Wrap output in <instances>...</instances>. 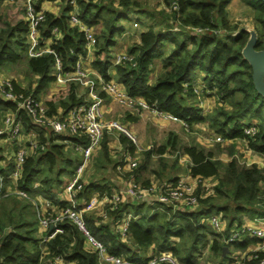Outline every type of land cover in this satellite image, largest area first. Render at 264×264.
Here are the masks:
<instances>
[{
    "label": "trees",
    "instance_id": "16d2710c",
    "mask_svg": "<svg viewBox=\"0 0 264 264\" xmlns=\"http://www.w3.org/2000/svg\"><path fill=\"white\" fill-rule=\"evenodd\" d=\"M43 1L37 0L36 8L40 9ZM58 1L60 8L57 14L44 10L45 19L39 28L40 38L51 36L53 26L58 28L59 37L53 36L50 45L60 56L62 69L71 70L77 56L85 53L82 31L68 22V13L73 9L83 24L92 29L95 27L97 52L91 65L103 78L110 79L109 49L116 43L115 36L123 31L119 21L137 10L138 3L135 0H120L117 4L110 0H74V8L71 0ZM162 1L166 6L172 2L177 4L164 22L168 32L158 31L151 26L142 31L139 41L127 48L128 58L113 65V79L121 83L129 95L142 97L149 105L172 113L190 124L206 121L224 139H243L255 153L264 154V97L255 90L251 68L241 55V48L249 33L242 30L233 35L239 24L230 25L226 18V5L230 0ZM242 1L254 10L255 19L263 29L262 36L254 29L257 33L255 48H263L264 3L261 0ZM174 24L179 25L178 32L188 39H179L171 31ZM194 27L200 31L193 30ZM27 30L24 16L13 24L5 23L0 29V69L26 54ZM165 45L171 46L168 53ZM157 58L161 60L162 69L154 80H150L153 62ZM53 62L54 57L50 53L35 57L26 55L27 74L36 75V78H29L22 88L14 83L15 89L38 96L54 80ZM75 88V85H71L67 99H59L57 104L47 100L49 110L52 113L58 108L66 111L75 104L83 103V96L77 97ZM204 96H213L215 100V106L207 112L199 103ZM7 108L14 109V104L0 97V109ZM18 115L24 130L36 129L39 141L46 140V147L27 155L22 164L18 187L30 197L16 199L12 195L19 208L3 211L7 223L3 224L0 219V264H49L50 259L51 264H100L97 253L86 246L82 232L67 220L61 223L62 233H57L41 245L43 231L39 229L35 205L30 200L36 195L49 198L64 186L67 181L64 173L80 161L77 152L71 153L73 145H85V135L45 133V130L30 122L24 111H18ZM248 126H254L253 134L244 132V127ZM119 140L127 151L135 150V145L124 135H120ZM101 142V156L96 158L94 165L98 170L105 171L111 159L106 154V137ZM177 144L175 134L170 132L165 143L144 151L145 157L152 153L163 154L167 149L177 150ZM181 151L189 158L188 174L202 179L212 178L214 186L207 190L203 183L197 184L196 207L125 199L115 209H109L104 204L105 217L101 214L94 216L95 210L84 211L87 228L108 251L143 264L149 256L139 252L151 247L156 252L170 250L179 264H197L199 249L205 247L208 240L209 253L220 258L225 246L220 240L230 229L246 218L264 219V167L256 163L244 166L234 157L222 163L211 151L197 144L184 145ZM143 165L145 162H139L135 173ZM106 180L103 176H93L78 194V200L88 201L94 191L110 194L112 186ZM34 183L38 184L36 189H33ZM6 196L0 197V200ZM66 203L62 198L52 200L56 209ZM125 212H130L132 218L128 224L127 239L122 240L114 225ZM214 213H221L227 221V228L222 235L214 234L212 239L207 240L205 223L201 220ZM251 240L235 243V247L243 248ZM42 246H45V255ZM57 255L62 262L54 261ZM244 264H257V261L247 259Z\"/></svg>",
    "mask_w": 264,
    "mask_h": 264
},
{
    "label": "built area",
    "instance_id": "2783aa9c",
    "mask_svg": "<svg viewBox=\"0 0 264 264\" xmlns=\"http://www.w3.org/2000/svg\"><path fill=\"white\" fill-rule=\"evenodd\" d=\"M36 1H23L24 19L28 27L25 55L35 57L42 53L52 54L54 57L52 66L53 81L58 85L74 82L87 87L88 100L81 104H75L66 111L58 108L55 113H52L49 110L46 100H43L33 93L17 91L14 86V81L8 75L0 77V97L2 100L14 104V109H0V143L2 139L13 142L20 141L27 132L31 134L29 136L26 135V145L16 146L13 159L9 161L6 167L7 170L5 169L6 171L4 172V169L0 168V197L6 195H14L19 199L30 197L25 190L18 187L22 164L27 155L37 153L46 147V140L44 142L39 141L36 129H32L35 132L24 130L18 111H24L28 115L30 122L34 126L45 130V133H53L55 135H85V145H73V150L79 153L80 161L75 164L71 177L56 192L60 198L67 201L66 205L56 209L52 205V200L60 198H53V196L47 198L36 195L35 198L30 199L35 205L39 229L43 231L40 244L43 245V243L54 237L57 233H62L63 228L61 223L67 220L69 223L75 224L82 232L86 246L97 253L100 264H142L128 260L120 254L108 251L107 247L87 228L83 217L84 211L92 209L97 198L102 203V206L106 204L109 209H115L116 205L125 199L149 203L157 201L177 207H196L198 200L195 194L196 186L198 183H203V186L206 187L204 184L205 180L204 178L189 175L188 178L182 176L174 181L151 183L141 187L132 179L128 186L123 189H115L110 194L105 191L99 194L97 193L92 196L93 198L90 197L88 201L78 200V194L84 185H86L84 175L87 166L90 164L93 151L101 144L105 131L117 129L126 135L132 143H136L135 136L123 127L119 121L115 119L105 120L103 100L99 96V92L109 95L113 101H116L124 108L147 111L162 121L181 123L182 125H186L187 122L172 113L161 110L154 105H149L142 97L129 95L121 83L112 79H105L101 76L99 78L92 77L85 63L88 60L87 51L95 45V33L91 27L82 23L73 9L68 13V22L73 26H77L82 31L85 41V53L77 56L71 70H63L60 56L50 45L53 41V36L59 37V30L56 26H53L51 28V36L40 38L39 28L45 19V14L42 8H36ZM71 3L74 7L75 1L71 0ZM171 6L173 9H176V2H172ZM193 30L200 31L196 27ZM125 58H128L127 54L115 55L114 64ZM244 132L253 134L255 128L254 126L244 127ZM215 135L213 133V137H209L208 141L221 142L225 140L222 136ZM122 155L125 165L130 170L137 167L138 161L129 151H124ZM37 186L38 184L34 183L33 189H36ZM210 188L212 187L209 186L207 190ZM101 215L105 217L104 210ZM131 218L132 214L125 212L114 225L115 230L119 233L122 240L127 239L128 224ZM201 222L210 226L214 234L222 235L225 232L226 221L221 213L211 214L203 218ZM246 238L257 241L258 248L251 251L235 248V243H242ZM221 240H223L222 242L225 243L228 249V256L224 257V259L222 258L217 264H244L247 259H255L257 264H264V225L262 218H246L241 224L230 229L228 234L222 237ZM205 247L209 250V244ZM42 251L43 255H45V246H42ZM202 252L201 249L197 254V259L201 257ZM148 256V260L143 264H158L159 262L179 264L170 250L156 252L152 249ZM46 260L49 259L46 258ZM54 261L62 262V258L57 255L54 257ZM49 264H51V259ZM65 264L73 263L67 262Z\"/></svg>",
    "mask_w": 264,
    "mask_h": 264
},
{
    "label": "rangeland",
    "instance_id": "374dc122",
    "mask_svg": "<svg viewBox=\"0 0 264 264\" xmlns=\"http://www.w3.org/2000/svg\"><path fill=\"white\" fill-rule=\"evenodd\" d=\"M103 1L107 2L108 0H103ZM110 1H112L113 4H117L120 0H110ZM135 1L138 3L137 6H139V8L133 12H130L129 14H127L128 16H126V18L121 19L119 21V25H121L123 27V31L120 34H117L115 36L116 44L113 45L114 49L119 50V48H121L123 45H126L127 47L132 45L134 43L135 38H136V33L139 32L142 24L144 25L147 23V25L155 26V29L158 31L160 30L162 32L163 31L168 32L166 27L164 26L165 25L164 22H165L167 16L172 12V9H173L172 6L170 7V6L164 5L162 0H135ZM57 2L59 4L58 0H56V3ZM22 3H23L22 1H16V0H13V1L0 0V29L5 26V23L9 22V23L13 24L15 22V20L23 17V13H25V12H24V7L22 6ZM41 8H42V6H41ZM58 10H59V7H58ZM226 11H227L226 18L229 20L230 25H233L236 23L239 25H244L247 28H252V29L256 28L259 35L260 36L263 35V29H262L261 25L255 19L254 10L250 6L246 5L244 1H242V0H230L229 3L226 5ZM179 29H180L179 25L174 24V29H171V31L179 39H182V38L188 39L187 36H185L181 32H178ZM92 30L95 32L96 31L95 27ZM172 32H170V33H172ZM168 46L170 47V45H168ZM21 57L22 58L20 60H18L16 62H12V63L2 67L0 70H2L4 73H6V75H8L14 81L16 86L19 85L22 88L25 85V79L28 78V74H27L26 65H25L26 55L23 54ZM161 69H162L161 68V60H160V58H157L153 62V66H152V70H151L152 74L150 76L151 80H154L159 75V73L161 72ZM71 85L76 86L75 90L77 93L83 92L84 95H86V89L82 88V87H84L83 85H79L77 83L75 84L73 82H70V83L67 82L63 86H55L54 85L55 87H54V90L51 94V97L54 96L56 98L55 99L56 101L59 99L66 100ZM80 86H82V87H80ZM49 92H50V90L48 91V96H50ZM47 99L51 100V98H46L45 100H47ZM202 100L204 103V108L208 107L211 110L215 106V100H214L213 96H209V97L204 96V98L200 99L199 103ZM120 109H121L122 113L127 112V110L123 111L122 108H120ZM120 109H118V110L120 111ZM155 118H157V117H155ZM108 119L111 120L113 118H108ZM122 119H123V116H122ZM118 120L120 121V123L122 124L123 127L128 129L129 131H132V133L136 137L137 146L140 147V149H141V147L146 148L147 146H149V148H147L146 151L151 149V148L155 149L158 146L165 143L170 132L174 133L176 136V139L178 142L177 147H176L177 150H175V149L169 150L168 149V151L165 152L167 154L164 153L165 154L164 156L155 153V155L151 156L150 158H146L145 154H142V156L139 159H137L138 164H139V161L141 163H143V162L146 163L144 174H141L140 179H138L136 181L141 187L147 186L151 183H161L163 181H170L171 179H177L178 177H182L185 174H187L188 173L187 172L188 161L186 159H184L183 153L181 151V147L184 145L197 144L200 147L204 148L206 151H208V150L211 151L213 153V156L215 158H217L218 160H220L222 163L226 162V160H224L221 157V153L228 154L231 157L238 156L236 158L240 159V164H242V163L244 164L243 160H246V156L254 155V153H255L251 148H249L247 146L246 141L243 139H240V138H234L231 140L225 139L224 141H221V142L208 141V138L210 137V135L213 137V133L216 135H219V134H217L211 128H210V130H211V132H210L209 125L206 124L207 123L206 121H203V122H205V124H202V122H198V123L195 122V123H191V124L187 122L186 125H182L181 123H173V122H168V121L163 120V122H161V123L168 125V127L165 126V128H161V127H157L156 125L153 124L154 122L159 123L160 121H158V120H160V119H158L157 121H154V120L148 118L147 124H150V129L148 128L147 133H146V130H144V128H143V124H141L140 122H137V124H136L141 128V131L143 132L141 134L142 136L139 137V135L134 130L133 125L131 123H126L125 121H122L121 116L118 117L117 121ZM119 134H120L119 130L113 129V130H108L107 132H105L104 136L106 137V141H109V140L114 138V135L119 137L120 136ZM232 140H234L233 143H231ZM225 142H227V143H225ZM26 144H27V136L24 135L20 139V146L26 145ZM137 146H135V148H137ZM74 152L76 153V151L72 150L71 153L74 154ZM246 152H248V154L244 155ZM139 153H140V151H139ZM9 154H10V160L12 161L13 156H14V149L13 148H10ZM76 154L79 155V153H76ZM137 155H139V154L138 153L134 154V156H137ZM258 155L262 156V157H260L261 162L264 163V155L259 154V153H258ZM92 165H93V163L90 165V168L86 172V176L84 177L86 180L90 181L93 176H95L96 178H99L101 176H106L105 171L98 170L95 167V165H93V166ZM74 167H75V165H72V167L66 173H64V175L66 174L64 177L65 180H68L71 177V175L73 174ZM157 168L170 171L169 177H168V175H163L161 172L162 170H160V171L158 170V171H156L155 176H153L152 182L149 180L145 181L146 180L145 178L149 177V175H150V173L148 174V172H146V171L148 169L155 170ZM142 176H143V178H142ZM204 184L206 185L205 188L207 189L209 186L213 187L215 184V181L212 184L211 181L206 180V181H204ZM14 199H15V197H13L12 195H9V196H6L0 200V203L3 200H5L4 204L2 206H0V219L3 220L2 221L3 224L7 223L6 222V216L4 217L5 212H3V211H8V210L12 209L13 207H14V209L19 208V203L14 202ZM16 199H18V198H16ZM91 210L94 211L95 209L92 208ZM94 213H93L94 216L99 215L96 210ZM225 221H226V219H225ZM262 222L264 225V219H262ZM0 227H1V225H0ZM225 227L227 228V221H226ZM35 233H36V235L39 234L37 230ZM205 233H206L207 240L212 239L214 236V233H213L211 227L208 225H205ZM220 241L222 242L223 240H220ZM208 243L210 244V240H208ZM256 248H258V242L251 240L249 243H247V245L245 247H243L242 249L241 248H239V249L251 251V250H255ZM201 249L203 252H202L201 257L197 260V264H217V262H220L223 258L222 255H221L222 257L220 256V258H219V256L212 255L211 253H209V250L207 247H203ZM201 249H199V250H201ZM227 250L225 253H227Z\"/></svg>",
    "mask_w": 264,
    "mask_h": 264
},
{
    "label": "crops",
    "instance_id": "0c3cea01",
    "mask_svg": "<svg viewBox=\"0 0 264 264\" xmlns=\"http://www.w3.org/2000/svg\"><path fill=\"white\" fill-rule=\"evenodd\" d=\"M163 2V1H162ZM164 4V3H163ZM42 8L44 10H47V11H51L53 12L54 14H57L58 13V7L60 8V5L58 4V2L56 3V0L55 1H49V0H45L42 2L41 4ZM23 16H24V13H23ZM128 16V15H127ZM146 24H142L141 25V28L139 30L138 33H136V38L134 40V43L135 42H138L139 41V35L142 31L146 30L147 27L151 26L155 29V26L153 25H147ZM174 29V26L173 28ZM116 44V43H115ZM168 45H165V48H166V51L168 53V51L170 50L171 46L167 47ZM129 47V46H128ZM126 45H123L121 48H119V50L117 49H114V47L112 46L109 50V62H110V68L108 70V74L110 75V79L114 80L113 79V75H114V69H113V65L114 64V58H115V55L117 54H126L127 53V48H128ZM87 51V50H86ZM88 52V60L87 62L85 63L86 67L88 66V71L90 72V75L94 78H99L100 76L103 77L99 72H97V70L95 68L92 67V61L96 58V52H97V48H96V45H94V47H90V49L87 51ZM27 70V69H26ZM151 72H150V76H151ZM3 75H6V73H4L2 70H0V77H2ZM7 76V75H6ZM29 78H32V79H35L36 78V75H28V78L25 79V85L27 84ZM150 80H151V77H150ZM115 81V80H114ZM74 83V82H73ZM76 84V83H75ZM24 85V86H25ZM63 86V85H58L56 84L54 81H52L49 86L47 87L46 90L42 91L41 93H39V97L42 98L43 100H45L46 98H51V101H53L55 104H57L58 100L56 101L55 97L52 96L51 97V94L54 90V87L55 86ZM82 87V86H80ZM84 89H86V95H84L83 92H80V93H77V97H80V96H83V100L84 102L88 100L87 98V87H82ZM50 90L49 94L50 96H48V91ZM48 90V91H47ZM99 96L102 98L103 100V107H104V118L105 120H110L108 118H113V119H118L119 116H121V120L122 121H125L126 123H131L133 125V128L134 130L137 132V134L139 135V137H141L142 135V131H141V128L136 125L137 122H140L141 124H143V128L144 130H146V133H147V130L148 128L150 129V124H147V119L150 118L154 121H157L158 119L155 118L154 116H152L151 114H149L147 111H144V110H133V109H127V108H124L122 106H120L119 103H117L116 101H113L109 95L107 94H104L103 92H99ZM49 100V99H47ZM46 100V101H47ZM201 106L203 107V110L204 112H207L208 110H210L208 107H205L204 108V103H203V100L201 101ZM123 109V111L127 110V112L125 113H122L121 112V109ZM120 109V111L118 110ZM122 116H123V119H122ZM157 119V120H156ZM119 121V120H118ZM160 121L159 123L157 122H152L154 125H156L157 127H161V128H165V126L168 127V125L166 124H163L161 122H163L162 120H158ZM120 122V121H119ZM151 122V121H150ZM175 123V122H173ZM202 124H205V122H202ZM208 124V123H206ZM209 130H210V127H209ZM29 131H34V130H29ZM35 132V131H34ZM107 132V131H105ZM105 132H104V135H105ZM132 133V131H130ZM211 132V130H210ZM133 134V133H132ZM27 136L31 135L30 133H26ZM103 135V139L105 138V136ZM119 135H124L123 133L120 132ZM134 135V134H133ZM127 139H129L126 135H124ZM135 136V135H134ZM211 137V135H210ZM120 136L117 137L114 135V138L107 141V148H106V154L108 156V159H111V164L109 163V165L107 166V169L105 170V175L106 176H103L104 178H106L107 182L112 186V192H114L115 189H123L125 187L128 186L130 180L134 179L135 181H137L138 179H140L141 177V174H144L145 172V167H146V163L145 165H143L141 168H139V170L137 171V173H135V169L134 168L133 170H130L126 165H125V161L123 160V152L124 151H127V148H125L123 146V144L120 142L119 140ZM136 138V137H135ZM227 140H231V139H227ZM234 140L231 141V143H233ZM102 143V142H101ZM227 143V142H225ZM135 146H137V140H136V143H133ZM16 146H20V141H5L4 139H2L1 143H0V168L4 169V172L7 170L6 167L10 161V154H9V150L10 148H13L15 150ZM245 146V145H244ZM238 147V146H237ZM149 148V146H147L146 148H142L140 149V147L137 146V148H135V150H133V152H130L132 154L133 157H135L136 159H139L142 154H144V151H146V149ZM239 148V147H238ZM143 152H142V151ZM101 151H102V146L101 144L93 151V154H92V158L90 160V164L87 166V169H86V172L88 171V169L90 168V165L93 163H95V160L96 158H99L101 156ZM140 151V153H139ZM168 151V149L166 150ZM135 153H138L139 155L137 156H134ZM167 154V153H165ZM164 153L163 154H159V155H162L164 156L165 155ZM248 152H246L244 155H247ZM155 155V153H152L148 158H150L151 156ZM264 155V154H263ZM184 156V159H186L189 163V158L188 156H186L185 154H183ZM138 157V158H137ZM221 157L228 161L231 156L228 155V154H225V153H221ZM238 157V156H236ZM234 157L238 163L240 164V159L239 158H236ZM262 156L258 155L257 153H254V155H248L246 156V160H243L244 161V166H247V165H250L251 163H256L258 166L260 167H264V163L261 162V158ZM138 161V160H137ZM140 162V161H139ZM141 163V162H140ZM241 164V165H242ZM92 165V166H93ZM139 165V164H138ZM137 165V166H138ZM6 169V170H5ZM147 169V168H146ZM160 171L162 169H155V170H152V169H148L146 172H148V174L150 173L149 177L145 178L146 180L145 181H153V176H155V173L156 171ZM86 172H85V175L84 177L86 176ZM163 175H168L169 177V172L170 171H167V170H162L161 171ZM187 172H188V168H187ZM190 174H185L184 177H187L189 176ZM93 178V177H92ZM91 178V179H92ZM96 178V177H95ZM143 178V176H142ZM85 179V178H84ZM189 180V179H188ZM204 180H208V181H211L212 184L214 183L213 179L212 178H204ZM89 180H86L85 179V184L88 183ZM13 187V186H11ZM9 189H13V188H9ZM98 192L94 191L92 193V196L96 195ZM53 198H60V196L58 195V193L52 195ZM51 196V197H52ZM91 196V197H92ZM96 197V196H95ZM93 198V197H92ZM95 203H94V207L93 209H95L97 211L98 214H101L102 211L104 210L103 209V206H102V203L99 202L98 198L95 199ZM249 219V218H248ZM247 239V238H246ZM245 239V240H246ZM244 240V241H245ZM255 241V240H253ZM236 248V247H235ZM242 249V248H241ZM151 247H148L147 249L145 250H141L139 253L140 254H149L151 253ZM228 256V253L223 256V259L224 257H227Z\"/></svg>",
    "mask_w": 264,
    "mask_h": 264
},
{
    "label": "water",
    "instance_id": "95a60500",
    "mask_svg": "<svg viewBox=\"0 0 264 264\" xmlns=\"http://www.w3.org/2000/svg\"><path fill=\"white\" fill-rule=\"evenodd\" d=\"M261 1L264 3V0ZM242 30L247 31L249 35L241 48V55L251 68V77L255 90L264 97V47L255 48L257 33L252 28L239 25L233 35H237ZM226 250L227 247L223 246L222 256H225Z\"/></svg>",
    "mask_w": 264,
    "mask_h": 264
}]
</instances>
